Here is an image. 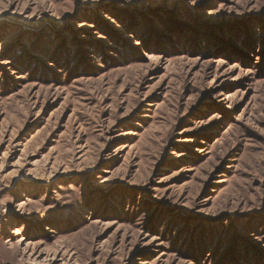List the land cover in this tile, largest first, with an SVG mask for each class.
<instances>
[{
  "label": "rangeland",
  "instance_id": "rangeland-1",
  "mask_svg": "<svg viewBox=\"0 0 264 264\" xmlns=\"http://www.w3.org/2000/svg\"><path fill=\"white\" fill-rule=\"evenodd\" d=\"M0 264H264V0H0Z\"/></svg>",
  "mask_w": 264,
  "mask_h": 264
}]
</instances>
